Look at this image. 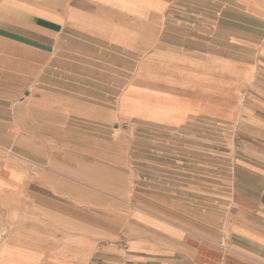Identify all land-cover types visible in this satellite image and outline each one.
Segmentation results:
<instances>
[{"label": "crops", "instance_id": "obj_1", "mask_svg": "<svg viewBox=\"0 0 264 264\" xmlns=\"http://www.w3.org/2000/svg\"><path fill=\"white\" fill-rule=\"evenodd\" d=\"M0 264H264V0H0Z\"/></svg>", "mask_w": 264, "mask_h": 264}, {"label": "built area", "instance_id": "obj_2", "mask_svg": "<svg viewBox=\"0 0 264 264\" xmlns=\"http://www.w3.org/2000/svg\"><path fill=\"white\" fill-rule=\"evenodd\" d=\"M1 241H2V236H0V243H1Z\"/></svg>", "mask_w": 264, "mask_h": 264}, {"label": "rangeland", "instance_id": "obj_3", "mask_svg": "<svg viewBox=\"0 0 264 264\" xmlns=\"http://www.w3.org/2000/svg\"><path fill=\"white\" fill-rule=\"evenodd\" d=\"M3 238V237H2ZM2 242V241H1Z\"/></svg>", "mask_w": 264, "mask_h": 264}]
</instances>
